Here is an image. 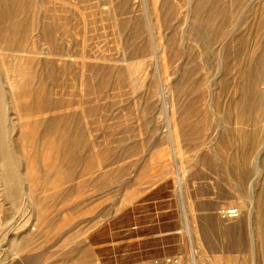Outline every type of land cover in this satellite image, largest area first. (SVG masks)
<instances>
[{
  "label": "rangeland",
  "instance_id": "obj_1",
  "mask_svg": "<svg viewBox=\"0 0 264 264\" xmlns=\"http://www.w3.org/2000/svg\"><path fill=\"white\" fill-rule=\"evenodd\" d=\"M0 115V264H101L89 233L160 182L155 264H264V0H0Z\"/></svg>",
  "mask_w": 264,
  "mask_h": 264
},
{
  "label": "crops",
  "instance_id": "obj_2",
  "mask_svg": "<svg viewBox=\"0 0 264 264\" xmlns=\"http://www.w3.org/2000/svg\"><path fill=\"white\" fill-rule=\"evenodd\" d=\"M181 227L171 188L160 182L93 229L89 243L101 264H155L173 257Z\"/></svg>",
  "mask_w": 264,
  "mask_h": 264
},
{
  "label": "bare ground",
  "instance_id": "obj_3",
  "mask_svg": "<svg viewBox=\"0 0 264 264\" xmlns=\"http://www.w3.org/2000/svg\"><path fill=\"white\" fill-rule=\"evenodd\" d=\"M157 3V2H156ZM16 50V49H15ZM46 53V52H45ZM49 56V55H48ZM59 56V55H58ZM42 58V57H41ZM47 63V62H46ZM68 63V62H67ZM248 64V63H247ZM221 65V64H220ZM41 66V65H40ZM81 68V67H80ZM45 71V70H44ZM256 71V70H255ZM24 89H26L27 90V88L25 87ZM28 91V90H27ZM24 94L25 95H29V93H27L26 91L24 92ZM38 97V96H37ZM69 97V96H68ZM68 99V98H67ZM43 103V102H42ZM56 104V103H55ZM61 105V104H60ZM75 105V104H74ZM257 105V104H256ZM49 106V105H48ZM53 106V105H52ZM55 106V105H54ZM54 106H53V109H54ZM66 107V106H65ZM59 108H60V106H59ZM81 108V107H80ZM55 109H57V108H55ZM47 111V110H46ZM59 110H57V112H58ZM234 111V110H233ZM44 112V111H43ZM48 112V111H47ZM53 112H56V111H53ZM235 112V111H234ZM1 116V115H0ZM3 116V115H2ZM48 119V118H47ZM42 120V119H41ZM3 121H4V119H3ZM2 120H0V128H1V126H2V122H3ZM44 123H45V127H51V126H53V125H55V123H53V119H49V120H45L44 121ZM64 124V123H63ZM23 126H32V127H36V125H37V122H34V123H32V124H26V123H24V124H22ZM66 125V124H65ZM4 126H5V124H4ZM243 126V125H242ZM38 127V126H37ZM2 128H3V126H2ZM26 128V127H25ZM29 128H31V127H29ZM53 128V127H52ZM60 129V131L57 133V135H58V137H59V140H64V139H66V137H67V134L65 133V128H61V127H59ZM3 130V129H2ZM77 130H75V132H76ZM74 133V132H73ZM76 134V133H75ZM73 135V134H72ZM75 136V135H74ZM65 143V142H64ZM240 144V143H239ZM264 144V143H263ZM69 146V145H68ZM46 148H47V154H49L50 152H54V154H55V157L58 159H61V160H64V159H66L67 157H70V156H72V154H73V151L71 150L70 151V148H69V150L68 149H66L65 148V146H64V144L63 145H61L60 146V143L57 145V146H53V144H48V145H46L45 146ZM75 150V149H74ZM259 154V153H258ZM46 156V155H45ZM46 157H48V156H46ZM255 157V156H254ZM45 158V157H44ZM6 159V158H5ZM4 165H6V164H4ZM73 166V165H72ZM258 166V165H257ZM5 167V166H4ZM258 171V170H257ZM20 172V171H19ZM4 173H5V171H4ZM17 173H18V169L16 168V166H13V165H10V166H8V170H7V173H5V182H6V187H7V189H9L10 190V192L12 193V196L13 197H15L16 195H17V193L19 192V190H20V182H19V180H18V175H17ZM22 175V174H21ZM92 176V175H91ZM4 179V178H3ZM26 187V186H25ZM85 202V201H84ZM33 225H34V223H33V221L30 223V230H32L33 229Z\"/></svg>",
  "mask_w": 264,
  "mask_h": 264
}]
</instances>
